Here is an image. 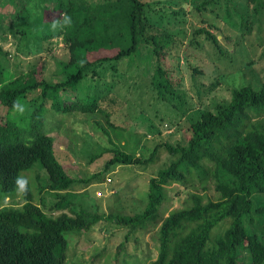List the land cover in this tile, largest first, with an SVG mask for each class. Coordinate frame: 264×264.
Instances as JSON below:
<instances>
[{
	"label": "trees",
	"instance_id": "obj_1",
	"mask_svg": "<svg viewBox=\"0 0 264 264\" xmlns=\"http://www.w3.org/2000/svg\"><path fill=\"white\" fill-rule=\"evenodd\" d=\"M30 1L37 0H13L14 16L5 22L0 14V29L18 37L19 47L27 51H38L45 42L60 38L69 60L63 66V79L48 82L33 76L34 64L27 73L4 66L1 56L6 53L0 46V110L4 113L0 116V194L21 196L19 206L0 207V264H65L69 247L65 234L87 232L102 219L114 220L131 232L153 231L157 254L151 260L145 257L146 264H264V119L256 120L264 116V79L233 88L230 99L215 110H200L190 120L185 144H156L147 157L117 146L110 149L104 169L91 178L99 179L119 165L145 169L154 163L160 146L173 156L149 178L141 212L92 214L82 205L73 210L68 191L78 180L67 174L54 153L48 132L53 125L46 127L45 104L56 114L100 112L95 97L79 96L76 90L86 79H100L107 68L115 73V64L142 43L151 46L156 58L150 76L154 101L184 112V93L164 67L171 35L147 33L153 24L149 13L155 11L148 0H42L54 5L39 11L29 9ZM65 17L70 22L65 23ZM53 23L58 24L55 30ZM196 32L225 56L217 39L221 35L231 44L225 28L207 23ZM31 93L32 101H27ZM30 101L38 105L27 112ZM106 122L116 127L109 119ZM107 151H99L91 160ZM194 182L204 189L211 185L219 197L205 199L192 192L187 204L163 216L160 206L167 198V187ZM44 191L54 196L52 209L60 211L57 215H47L37 202ZM123 247L117 246L111 264L127 263L120 259Z\"/></svg>",
	"mask_w": 264,
	"mask_h": 264
},
{
	"label": "rangeland",
	"instance_id": "obj_2",
	"mask_svg": "<svg viewBox=\"0 0 264 264\" xmlns=\"http://www.w3.org/2000/svg\"><path fill=\"white\" fill-rule=\"evenodd\" d=\"M148 2L155 11L149 13L153 24L147 33L167 32L171 35L164 67L184 93L185 111L154 101L150 76L156 68V58L151 53V46L143 43L134 54L115 64V73L110 72L112 68H107L100 79H86L76 90L79 96L95 97L100 112L56 114L45 104L48 109L43 111L46 127L53 125L48 132L53 138L54 153L67 174L78 180L68 191L73 210L82 205L92 214L133 215L141 212L149 178L169 164L173 156L160 146L154 163L145 169L138 165H119L106 171L99 179L91 178L92 174L104 169L112 155L110 149L117 146L136 156L141 154L147 157L156 144H185L190 136V120L200 110H215L230 99L233 88L246 83L256 85L264 79V0ZM203 2L206 3L200 8ZM53 5L42 0L30 1L29 9H50ZM0 14L5 22L13 18V0H0ZM207 23L221 26L231 34L230 45L221 35H217L225 49V56L204 34L196 32ZM0 46L2 52L6 53L1 56V61L11 70L27 73L34 64L35 78L48 82L63 79L62 70L69 60V51L60 38L45 42L38 51H27L19 47L18 37L2 27ZM110 75L113 78L110 79ZM84 84L86 86L81 87ZM32 94L26 98L27 101L31 100ZM31 101L27 112L38 105ZM0 116L4 117L2 110ZM106 119L116 127H110ZM258 119L263 120L264 116ZM104 149L108 151L91 160L92 156ZM167 188V198L160 206L163 216L187 204L192 192L203 194L205 199L216 200L219 197L209 184L206 189L196 182L186 185L172 183ZM38 201L47 215L60 212L52 209L55 198L51 193H40ZM8 204L19 206L20 194L10 197L0 194V207ZM215 230L220 229L216 227ZM65 235L69 239L65 264H111L120 243L124 246L120 259L127 260L126 264H146L157 254L151 238L153 231L131 232L110 219H102L87 232ZM147 256L148 260L145 259ZM108 259L110 262H107ZM121 264H124L123 261Z\"/></svg>",
	"mask_w": 264,
	"mask_h": 264
},
{
	"label": "clouds",
	"instance_id": "obj_3",
	"mask_svg": "<svg viewBox=\"0 0 264 264\" xmlns=\"http://www.w3.org/2000/svg\"><path fill=\"white\" fill-rule=\"evenodd\" d=\"M68 22H70L69 21V18L68 17H65V23H68ZM57 27H58V24L53 23V25H52L53 30H55Z\"/></svg>",
	"mask_w": 264,
	"mask_h": 264
}]
</instances>
